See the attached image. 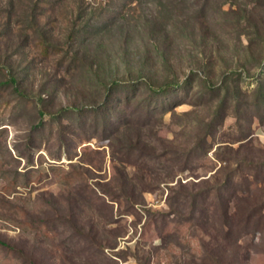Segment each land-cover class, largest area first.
<instances>
[{"label": "rangeland", "instance_id": "1", "mask_svg": "<svg viewBox=\"0 0 264 264\" xmlns=\"http://www.w3.org/2000/svg\"><path fill=\"white\" fill-rule=\"evenodd\" d=\"M262 98L264 0H0V264L225 244L216 191L264 198Z\"/></svg>", "mask_w": 264, "mask_h": 264}, {"label": "trees", "instance_id": "2", "mask_svg": "<svg viewBox=\"0 0 264 264\" xmlns=\"http://www.w3.org/2000/svg\"><path fill=\"white\" fill-rule=\"evenodd\" d=\"M184 83L183 81L173 84L168 82L164 85L154 87V91L157 94H164L172 86H178ZM186 83V82H185ZM261 102H264L262 98ZM254 167H264V162L252 164ZM257 171V170H256ZM243 179H247L248 175L243 176ZM254 185L257 187L264 184V176L260 178V172L254 174ZM261 179V180H260ZM260 182V184L258 183ZM251 187L247 188L245 195L236 197L234 200V211L230 212L231 205L230 200L232 195L224 196L219 190H217V195L219 197L220 203L223 205V211L220 213L222 215V234L223 239L227 240L225 244L213 242L209 245L202 244L203 253L197 258L193 264H247L250 256L249 248H246L241 243L242 237L252 233V232H262L264 231V198H261L259 202L248 203L246 204V211L238 212V205L242 200L249 199V190ZM248 193V194H247ZM202 194H194L191 198V207L193 210L197 209L198 206V197ZM249 195V196H248ZM247 197V199L245 198ZM203 205V201L201 203ZM257 211V212H256ZM0 244L7 245L5 241L0 240ZM151 251L147 252V255L144 258L142 264H146L150 261Z\"/></svg>", "mask_w": 264, "mask_h": 264}]
</instances>
